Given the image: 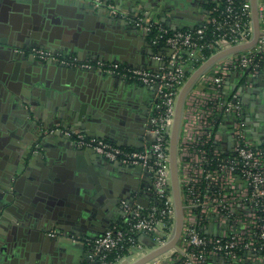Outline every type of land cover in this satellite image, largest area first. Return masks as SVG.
Returning a JSON list of instances; mask_svg holds the SVG:
<instances>
[{
	"label": "built area",
	"instance_id": "2783aa9c",
	"mask_svg": "<svg viewBox=\"0 0 264 264\" xmlns=\"http://www.w3.org/2000/svg\"><path fill=\"white\" fill-rule=\"evenodd\" d=\"M140 29L154 46L156 67H135L123 62L63 56L51 49L32 47L29 56L79 69H95L120 79L151 87L155 104L149 128L140 146H119L101 136H86L71 127H51L79 149L93 151L123 166L150 172L149 205L123 201V217L89 239L86 264H114L121 250H143L163 244L174 224L168 142L176 98L192 72L207 57L223 48L244 43L253 34L250 0H212L202 21L184 28L171 27L149 12L122 11L108 0H91ZM259 36L248 49L214 63L189 90L184 100L177 144V167L182 203V228L176 246L169 250L177 264H223L264 261V150L243 128V101L237 88L227 89L231 72L255 77L264 66V0H257ZM247 70V72H246ZM218 116L230 120V150L216 146ZM56 236V232H48ZM78 236H70L76 241ZM168 252V251H167ZM116 254L114 260L110 255Z\"/></svg>",
	"mask_w": 264,
	"mask_h": 264
},
{
	"label": "crops",
	"instance_id": "0c3cea01",
	"mask_svg": "<svg viewBox=\"0 0 264 264\" xmlns=\"http://www.w3.org/2000/svg\"><path fill=\"white\" fill-rule=\"evenodd\" d=\"M60 1L56 0V3L73 5L76 12L88 9L110 18L118 20L120 18L106 9L95 7L91 0ZM108 1L129 13H152L165 25L178 28L199 24L204 17L207 5L212 2V0ZM125 25L127 29L124 37L128 39L133 50L141 51L142 55L146 52L145 50L152 49L154 52V46L142 29L130 23ZM32 40L27 33L16 41L20 48L11 47L0 55V79L5 80V89L2 93L0 92V102L13 116V119L8 121L9 128L5 127L0 142V245L3 241L8 243L6 248L0 250V264H86L87 255L90 252L88 240L94 234L92 230L81 229L82 231L75 232L69 225L63 229L57 225H49L53 227L45 228L44 231L33 225L38 218L44 217V203L41 201L39 205H36L32 201L42 196L45 182L55 175V171L62 173L64 163L74 153L76 155L82 152L89 153L79 154L85 162L87 159L94 162L105 161L95 152H89L86 149L79 151L80 149L61 133L45 132L48 128L59 126L74 128L86 136L97 134L98 127L93 120L94 115L85 107L81 108L77 94H80L85 86H89L88 82L93 83L91 81H94L96 76L102 77V72L90 71L89 76L75 74L76 76L72 77L73 84H70L63 82L65 77H71L74 74L70 73L80 71L78 68L75 71L72 70L74 68L65 70L58 65L56 68L62 70L61 74L59 72L51 79L43 81L44 86L47 85L50 91L49 93L41 92L39 69L41 65L55 68V64L32 61L29 56L31 48L29 42ZM136 55L139 54L136 53ZM137 59L138 62L141 60ZM147 60L149 61L148 58ZM156 65L157 61L153 59L152 64L145 61L143 67L154 68ZM107 75L108 79L114 77V75ZM129 82L134 88L133 98L142 102L141 112L143 110L149 118L155 104V90L133 81ZM226 86L229 91L235 88L239 90L243 101L245 133L255 145L264 150V66L255 77L249 75L243 77L237 72H231L227 77ZM216 123V146L221 152L227 153L231 146L230 120L225 116H218ZM124 129L119 134L125 138L124 142L139 146L143 144L144 137L139 140L143 132L139 125L131 124ZM104 132H100L103 135L95 136L108 139ZM89 165L92 166V162ZM111 173L112 171H108L105 176L97 177L99 187L109 199V202L104 201L102 204L101 210L105 223L103 221L104 225L99 230H103L110 222L123 217V201L129 205L147 206L151 200L149 190L151 175L148 170L130 167L125 171ZM143 184L145 187L142 186ZM34 207L39 210L35 211ZM50 231L56 232V236L49 235ZM72 235L78 236L76 241L70 240ZM143 241L145 243L143 250L137 252L126 250L114 264H129L148 252L152 248L151 241L148 238H143ZM211 262L223 264L217 257L211 258ZM177 263L178 259L171 257L168 251L146 264ZM241 264H264V261H243Z\"/></svg>",
	"mask_w": 264,
	"mask_h": 264
},
{
	"label": "water",
	"instance_id": "95a60500",
	"mask_svg": "<svg viewBox=\"0 0 264 264\" xmlns=\"http://www.w3.org/2000/svg\"><path fill=\"white\" fill-rule=\"evenodd\" d=\"M250 3L253 26L251 39L244 43L223 48L208 56L189 74L179 90L168 142L171 194L175 210L173 230L171 236L163 244L151 248L129 264H146L176 246L183 221L177 167V144L184 100L197 79L214 63L230 54L250 48L256 42L260 33L257 0H250ZM74 7L70 4L56 3V0H0V55L4 54L6 50H10L11 47L20 48L16 42L17 39L26 36L28 33L33 39L29 42L31 48L42 47L51 49L63 56L75 54L82 59L123 62L135 67L145 66V61L152 64L154 53L152 49L150 51L145 50L146 52L142 55L141 51L133 50L128 39L124 37L127 21L122 18H119V20L110 18L105 14L88 9L76 12ZM29 30L31 32H28ZM136 53L139 55H136ZM137 58L141 60L138 62ZM31 59L37 61L33 57ZM32 61L31 63L34 62ZM48 63L55 64V68L41 65L39 69L42 83L41 92L46 91V93H49L50 90H48L47 85L44 86L43 81L51 79L53 75H58L59 72L61 74L62 70L56 68L58 65L65 70L74 68L55 62H46V64ZM76 69L72 70L75 71ZM78 70L79 73H70L74 75L65 77L66 79L63 82L73 84L72 77H75V74L89 76L90 71L95 72V69L78 68ZM84 70L85 72H82ZM101 76H96L94 81H91L93 83L88 82L89 86H85L81 89V93L77 94V98L81 102V108L85 107L92 113L94 115L93 120L97 123V134L92 135H103L100 132L105 131L106 137L119 146H139L124 142L125 138L119 134L125 130V127L128 128L131 124H136L143 131L139 140L143 139L146 130L150 126L147 124L148 115L143 110V113L141 112L142 102L133 98L134 88L129 81L115 76L112 77L113 79H108L109 76L105 73H101ZM4 82V79H0L1 93L5 89ZM12 119L13 116L8 113L5 106L0 102V142L5 127L9 128L8 121ZM79 151H82V149ZM77 154L74 153L70 159L67 158L62 173L55 171V175L45 182L42 198L39 197L32 201L36 205H39L42 201L45 207V210H43L44 217L42 219L38 218L33 225L43 230L53 227L49 225H57L62 229L69 225L73 227L71 230L75 232L82 231L81 229H89L94 233L90 236V239H94L106 227L99 230L104 225L102 204L104 201L109 202L108 197L98 185L97 177L105 176L108 171L114 173L119 170L125 171L130 167L106 159L99 162L87 159L85 162L79 154L86 155L89 153ZM91 162L92 166L89 165ZM135 168L138 170L144 169L139 166ZM142 186L145 187L144 184ZM37 209L39 210V208L34 207L35 211ZM7 246V241H3L0 250Z\"/></svg>",
	"mask_w": 264,
	"mask_h": 264
},
{
	"label": "trees",
	"instance_id": "16d2710c",
	"mask_svg": "<svg viewBox=\"0 0 264 264\" xmlns=\"http://www.w3.org/2000/svg\"><path fill=\"white\" fill-rule=\"evenodd\" d=\"M207 7H210V4H208ZM208 56H209V54L206 53V57H208ZM199 65H200V64H199ZM199 65H198V66H199ZM198 66H197V67H198ZM124 252H125L124 250H121L119 254L122 253V255H123ZM115 256H116V254L112 253V254L110 255V259H111V260H114Z\"/></svg>",
	"mask_w": 264,
	"mask_h": 264
},
{
	"label": "rangeland",
	"instance_id": "374dc122",
	"mask_svg": "<svg viewBox=\"0 0 264 264\" xmlns=\"http://www.w3.org/2000/svg\"><path fill=\"white\" fill-rule=\"evenodd\" d=\"M201 64V63H200ZM191 72L190 71H188V75L190 74ZM130 252H137V249H135V248H132L131 250H130Z\"/></svg>",
	"mask_w": 264,
	"mask_h": 264
}]
</instances>
